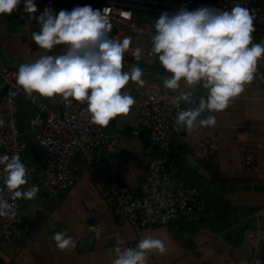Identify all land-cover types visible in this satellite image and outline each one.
<instances>
[{"label":"crops","instance_id":"obj_1","mask_svg":"<svg viewBox=\"0 0 264 264\" xmlns=\"http://www.w3.org/2000/svg\"><path fill=\"white\" fill-rule=\"evenodd\" d=\"M131 16L134 19L155 24L163 12L175 14L180 10L181 0H130ZM264 8V0H254ZM78 6L74 2L56 0L54 13L61 9L71 11ZM207 6V0H194L186 5L189 11ZM19 6L11 15H0V44L5 61L19 68L21 64L34 62L41 55H59L65 46H56L50 52L40 49L31 39L32 31H39L35 18L41 11L28 13L25 17ZM253 42L264 43V22L255 24ZM110 36L122 40L131 38V45L124 54V70L139 66L143 70L145 84L129 82L122 91L133 90L135 100L148 94L166 97L172 93L191 92L194 102L206 96L200 86L189 87L181 81L176 91L166 89L163 79L171 74L157 61L145 58L146 38L143 33L131 32L112 26ZM142 49L137 61L133 52ZM264 69V59L258 63ZM49 108L60 109L58 96L41 97ZM17 116L20 138L25 146L20 159L29 170L28 184L42 186V166L45 158L44 146L31 129L33 104L23 96L17 98ZM6 106V90L0 80V109ZM205 113L201 119L205 118ZM214 127L201 126L184 136L170 137L163 148L167 152L180 153L178 158L168 157L174 170L172 184L180 181L197 184L202 190V209L184 212L167 224H153L135 229L129 221L118 220L114 214V199L107 189L106 179L116 178L120 188L133 194L139 193V176L148 158L161 152L152 146L144 133L139 138L131 136L133 118L124 123L117 117L107 126L103 145L97 149L99 167L86 164L80 155L73 156L79 173L65 190L54 191L47 197L37 192L33 199H21L24 215L21 231L8 241H0V259L3 264H112L114 249L135 247L140 239L151 236L165 242L163 254H149L148 264H221L224 252L234 250L245 254L242 230L246 226L259 227L264 256V87L254 76L245 90L230 106L215 113ZM203 140L208 153L196 158L191 147L196 140ZM163 153V152H162ZM186 155H191L187 158ZM250 155V162L246 156ZM190 160L197 165L194 168ZM205 174L207 176H205ZM240 178H249L248 187L241 188ZM190 179V180H189ZM253 184L259 188H253ZM66 230L76 247L61 251L52 237ZM80 240H88L80 244Z\"/></svg>","mask_w":264,"mask_h":264},{"label":"clouds","instance_id":"obj_2","mask_svg":"<svg viewBox=\"0 0 264 264\" xmlns=\"http://www.w3.org/2000/svg\"><path fill=\"white\" fill-rule=\"evenodd\" d=\"M23 3L26 13L38 11L34 0ZM20 4L21 0H0V15H11ZM32 18L40 29L31 32V39L40 49L50 52L63 45L65 50L59 55L44 54L34 62L21 64L15 74L19 89L28 96L34 93L45 98L59 96L66 104L72 100L87 102L90 122L100 127L130 114L137 102L122 89L130 81L143 86L144 73L139 66L124 70V54L131 38H112V24L104 11L84 5L54 13L51 7H46ZM254 20V13L238 3L230 11L208 6L189 11L185 6L175 14L159 15L150 51L171 74L163 79V86L176 91L184 81L189 87L200 86L207 93L198 103L188 91L173 98L176 105L181 101L196 105L179 111L176 125L188 131L201 126L214 127L215 113L226 110L253 81L259 61L264 59V43H253ZM133 56L139 61L142 49L136 48ZM205 113L208 115L201 119ZM4 123L0 119V126ZM0 167L4 172L0 177L3 179L0 217L14 219L17 210L5 198V189L12 200L33 199L40 189L35 185L22 188L28 184L29 170L21 162L19 152L0 155ZM52 239L61 251L76 247L66 230L55 233ZM114 251L112 264H148L150 253L163 254L167 247L164 241L147 236L135 247L117 246Z\"/></svg>","mask_w":264,"mask_h":264},{"label":"built area","instance_id":"obj_3","mask_svg":"<svg viewBox=\"0 0 264 264\" xmlns=\"http://www.w3.org/2000/svg\"><path fill=\"white\" fill-rule=\"evenodd\" d=\"M55 1L34 0V3L38 11L43 12L46 7L53 8ZM64 1L74 2L78 6L91 5L93 9L104 11L112 26L143 33L146 38V60L159 62L150 51L151 37L155 33L154 24L134 19L131 16L133 3L130 0ZM193 1L181 0L178 6L182 8ZM237 3L254 13V25L264 22V8L254 0H207L208 7L228 11ZM20 8L25 12L23 0ZM17 72V67L5 61L0 44V80L6 90V106L0 109V119L5 122L0 126V155L12 156L17 152L20 154L25 146V141L19 137L17 116V98L23 96L34 106L30 120L31 129L45 149L42 183L50 192L65 190L79 173L78 165L73 161L74 155H80L86 164L99 167L97 149L104 143L107 127H100L90 122L87 102L79 103L72 100L70 104H66L61 102L58 96L60 109L54 111L38 94L26 95L16 83ZM255 77L264 87V69L260 65ZM204 93L207 94L206 90ZM175 96L177 95L170 93L161 98L153 94L141 97L138 101L139 112L134 116L130 127L131 136L139 138L144 133L152 146L162 149L170 137L187 134L189 131L186 128L176 125V117L179 111L186 110L190 106L182 101L179 105L174 104L172 100ZM191 153L196 158H202L208 153V146L203 140H196L191 147ZM250 158V155L246 156L247 163L250 162ZM3 176L4 172L0 167V177ZM173 176L174 170L169 165L168 157L159 152L148 158L139 176L138 194L120 188L115 177H108L106 185L114 199L113 210L116 218L125 219L135 229H139L153 224L170 223L184 212L200 211L203 205L201 188L191 182L185 185L172 184ZM2 186L3 179H0V187ZM4 195L17 210V216L14 219L0 217V241L3 243L20 233L24 215L21 199L12 200L6 189ZM242 240L246 248L245 254L227 250L224 252L225 258L221 264H264L259 227H244ZM0 264H3L1 259Z\"/></svg>","mask_w":264,"mask_h":264},{"label":"water","instance_id":"obj_4","mask_svg":"<svg viewBox=\"0 0 264 264\" xmlns=\"http://www.w3.org/2000/svg\"><path fill=\"white\" fill-rule=\"evenodd\" d=\"M25 15V17H27L28 16V13H24ZM133 97L135 96V93H134V91L133 90H129L128 91ZM194 101V100H193ZM196 103V102H195ZM198 103V102H197ZM189 106H196L195 104H193V105H189ZM139 109H140V105L139 104H137L136 103V105L133 107V109H132V111L130 112V114L129 115H127L126 117H120V118H122V121L124 122V123H126V122H129L138 112H139ZM160 151L161 152H163L164 154H166L168 157H170V158H178V157H180V153H175V152H178V151H175V152H167V147L166 148H162V149H160ZM191 155H186V157L189 159V158H191L190 157ZM190 162H191V164L193 165V167L194 168H198L197 167V165L196 164H194L191 160H190ZM205 176H207L206 174H205ZM250 181V179L249 178H240V180H239V184H240V187L241 188H245V187H248V184H246V183H248ZM253 188H259V185H255V184H253ZM39 189H40V194L43 196V197H47L49 194H51V193H53V192H50L48 189H47V187L46 186H44V185H42V186H39ZM58 191V190H57ZM60 191V190H59ZM86 241H88V240H80L79 242H80V244H85V242Z\"/></svg>","mask_w":264,"mask_h":264},{"label":"rangeland","instance_id":"obj_5","mask_svg":"<svg viewBox=\"0 0 264 264\" xmlns=\"http://www.w3.org/2000/svg\"><path fill=\"white\" fill-rule=\"evenodd\" d=\"M186 183H187V180H184V181H180L178 184L185 185Z\"/></svg>","mask_w":264,"mask_h":264}]
</instances>
